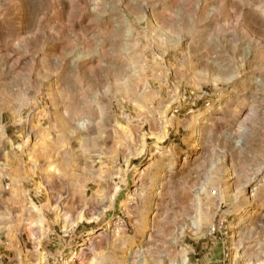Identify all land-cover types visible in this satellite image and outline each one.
<instances>
[{"label": "rangeland", "instance_id": "rangeland-1", "mask_svg": "<svg viewBox=\"0 0 264 264\" xmlns=\"http://www.w3.org/2000/svg\"><path fill=\"white\" fill-rule=\"evenodd\" d=\"M262 171L264 0H0V264H264Z\"/></svg>", "mask_w": 264, "mask_h": 264}, {"label": "crops", "instance_id": "crops-1", "mask_svg": "<svg viewBox=\"0 0 264 264\" xmlns=\"http://www.w3.org/2000/svg\"><path fill=\"white\" fill-rule=\"evenodd\" d=\"M40 215L37 225L36 245L34 248L26 249L23 254L22 264H54L56 257L64 249V240L60 236L52 237L53 232L47 219ZM40 226V227H39ZM56 264V263H55Z\"/></svg>", "mask_w": 264, "mask_h": 264}, {"label": "bare ground", "instance_id": "bare-ground-1", "mask_svg": "<svg viewBox=\"0 0 264 264\" xmlns=\"http://www.w3.org/2000/svg\"><path fill=\"white\" fill-rule=\"evenodd\" d=\"M245 108V107H244ZM242 112V111H241ZM240 116V115H239ZM169 121H165L164 123H163V125L165 126L166 125V123H168ZM197 132V131H196ZM161 136L159 135L156 139H157V141H160L161 140ZM192 141V140H191ZM232 149V148H231ZM142 152V146H138V147H136L135 146V148L134 149H132L131 151H130V155H135V156H137V155H139L140 153ZM235 154V153H234ZM227 162V161H226ZM228 163V162H227ZM260 168V167H259ZM166 170L165 171H170V170H172V168L171 167H167V168H165ZM262 172H264V171H262ZM261 175H263V174H261L260 173V176ZM252 176V175H251ZM258 177V176H257ZM257 179V178H256ZM261 179V178H260ZM234 180V179H233ZM249 180V179H248ZM257 182V181H256ZM259 185L256 183V184H249V185H247V190H248V199L250 200L249 201V206H248V208L245 210H243L238 216H237V218H236V220H237V224H238V226L240 227H245L246 225H248V223H249V221L251 220V217H252V215L255 213V204H254V201H255V197H256V193H257V191H258V187ZM261 190V189H260ZM153 191V190H152ZM257 196H259V195H257ZM33 209H34V207H33ZM259 209V208H258ZM60 218V217H59ZM254 218V217H253ZM257 218V217H256ZM77 220H84V221H87V222H92L93 220H94V218L93 217H88V218H86V217H84V216H82V215H79V217H78V219ZM253 221V220H252ZM62 222V221H61ZM73 223V221L72 222H68L67 220H64V225L65 224H67L66 226H64L66 229H69V227H70V225ZM40 227V226H39ZM240 227V228H241ZM65 229V230H66ZM238 230V229H237Z\"/></svg>", "mask_w": 264, "mask_h": 264}]
</instances>
